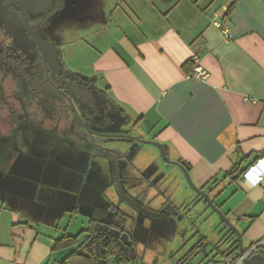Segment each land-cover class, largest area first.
<instances>
[{"label": "crops", "instance_id": "0c3cea01", "mask_svg": "<svg viewBox=\"0 0 264 264\" xmlns=\"http://www.w3.org/2000/svg\"><path fill=\"white\" fill-rule=\"evenodd\" d=\"M102 1V10L87 3L90 22L96 12L101 23L86 28L94 44L87 43L89 62L82 69L101 80L140 135L163 142L172 160L187 162L197 186L242 232L245 248L264 237V179L256 184V174L231 175L264 156V0H121L115 12L120 0ZM195 57L209 72L204 80L192 76ZM70 154L69 166L61 164L62 176H73L56 187L29 177L31 170L23 180L16 173L11 182H1L0 264H63L75 247L54 249L56 240L84 232L83 242L90 227L99 232L110 224L109 202L120 199L117 206L123 208L126 199L112 188L107 159L78 150ZM157 154L147 164L139 154L135 166L122 170L126 193L142 204L152 197L147 191L140 196L144 186L155 189L153 199L162 196L147 173L158 167ZM179 175L169 176V211L161 218L191 223L187 206L193 202L197 208L200 200ZM134 176L145 182H133ZM202 200L206 211L210 206Z\"/></svg>", "mask_w": 264, "mask_h": 264}, {"label": "flooded vegetation", "instance_id": "af4514ba", "mask_svg": "<svg viewBox=\"0 0 264 264\" xmlns=\"http://www.w3.org/2000/svg\"><path fill=\"white\" fill-rule=\"evenodd\" d=\"M89 1L103 9L102 0ZM83 2L80 17L87 28L92 24L87 4L90 2ZM121 2L113 5V12L121 9ZM75 3V0H0V184L11 182L16 173L23 180V143L30 141L36 142L38 150L46 154L51 146L64 145L69 153L78 150L100 155L88 147L95 144L102 152H108L100 155L107 159L108 167L111 163L114 170L118 167L122 187L125 181L122 170L124 166L136 165L140 151L160 155L158 150L144 149L142 145L151 144L137 138L156 139L140 135L135 122L119 114V107L101 80L71 63L68 50L86 39L76 35L74 25L71 26L77 17ZM94 22L101 23L99 13L95 12ZM108 134L120 136L105 137ZM121 141L128 146L120 148ZM136 146H141L140 150ZM130 179L145 182L142 176ZM113 182L117 183L116 178ZM110 209L114 212L110 230L121 232L119 243L131 256L122 235L129 234L126 239H131L135 247L134 239L123 228L122 217L121 229L112 227L116 213L120 216L122 213L113 204ZM90 228L96 235L109 232L106 228L99 232Z\"/></svg>", "mask_w": 264, "mask_h": 264}, {"label": "rangeland", "instance_id": "374dc122", "mask_svg": "<svg viewBox=\"0 0 264 264\" xmlns=\"http://www.w3.org/2000/svg\"><path fill=\"white\" fill-rule=\"evenodd\" d=\"M75 1L74 14H77V17H75V21L72 22L71 26L74 25V33L76 35L85 36L86 39L84 40L81 38L82 41H78L74 47H71L70 49L68 48L69 50H67L70 51L71 63L74 65L80 64L82 65L80 68H82L89 62L88 52H90V48L87 46V43L89 42L94 44V36H91L92 33L89 35L87 34L86 27L83 26L84 22L82 23L83 18L80 17L84 11V0ZM97 25L98 23L92 22L90 28L97 27ZM98 35L99 33L95 34V36ZM116 141L117 140L115 139H111V142ZM142 146H145L144 149H147L148 151L158 150L152 145ZM38 148L39 146L34 141L23 143V175H26L28 170H31L32 172L34 171L33 174L27 175L46 185L55 187L62 181L68 180L71 176H73L70 171H67L65 176L64 174L62 176V165L69 166L68 155L70 156L71 154L67 152L68 147H65L64 145H60L56 148L51 146L48 150L49 152H47L48 154L42 153L38 150ZM156 156L159 159V165L162 169H158L160 168L159 165L157 168L154 165L151 166V173H147L150 174L149 177L153 174L151 180L160 185L162 188V196H158L159 198L156 200L153 199L152 197H154L156 193L155 189L150 185L143 187V191L140 196H143V194L147 191V193L152 197L149 201H147V203H144H146L150 209H157L155 211L164 214V212L169 211L167 201H169V196L172 193V190H164L166 184L170 181L169 176L175 175L176 172H178L180 174V178L182 177L184 182H186V178L179 166L165 162L164 159H162L161 154H157ZM141 157L143 163L150 161L152 158L151 155H148L147 153H144V156L141 154ZM155 172L157 173L155 174ZM156 176L158 178H156ZM108 177L113 185L112 188L116 191V193H119V198H121V190L118 184L113 182L115 179L113 163L110 165ZM73 181L74 179H72V182ZM123 185V188L126 191H129L128 188H125L127 187L126 181H123ZM189 188L190 192H192V194L200 200L197 204L199 205L197 208L192 205L193 202L187 206V209H189V217L192 219L191 223L186 221V219L168 222L160 216L145 214L144 212L139 211L136 206L124 199L123 208H119L117 206L120 203V199L117 198H114L112 202H109L107 206H105V209H108L113 215L114 212L109 209V204L112 203L123 214H121L123 219V228L128 230L134 239L138 264H225L226 258L224 256V251H227L230 243L232 242H222V238L229 228L225 226L219 214L212 208H207L206 211L203 210V208L205 209L206 203L190 186ZM110 191L111 189L107 190L109 195H111ZM102 212L104 211L102 210ZM129 212L132 214H128ZM139 212L140 217L138 219L136 216ZM96 215L98 216V213ZM219 224L221 228H224V232H220ZM171 227L175 230H172ZM75 231L76 229L72 225L70 232L75 233ZM203 237H206V239ZM219 244L221 245V253H219V251L215 248ZM226 251L225 253L227 254ZM233 255H235V253H233Z\"/></svg>", "mask_w": 264, "mask_h": 264}, {"label": "trees", "instance_id": "16d2710c", "mask_svg": "<svg viewBox=\"0 0 264 264\" xmlns=\"http://www.w3.org/2000/svg\"><path fill=\"white\" fill-rule=\"evenodd\" d=\"M232 7L233 6L227 11V15L232 11ZM184 66L192 67V63H187ZM246 169L247 168L242 170L235 169L232 171L231 175H236L237 173L238 175H243ZM199 197L201 196L199 195ZM201 199L203 198L201 197ZM120 217L121 216L116 213L112 227L121 229L119 223L122 218L120 219ZM89 231L91 232L92 229L90 228ZM83 233L84 232L77 235H64L62 238L56 240L54 249L75 247L74 251L63 261V264H138L137 259L129 255L128 251L120 245L119 240L115 238L111 231L99 235L91 232L85 241L80 242ZM222 242H232L227 251L225 250L227 254L224 251V255H232L239 249L236 234L231 229L223 236ZM220 247V244L217 245V249L221 251Z\"/></svg>", "mask_w": 264, "mask_h": 264}, {"label": "water", "instance_id": "95a60500", "mask_svg": "<svg viewBox=\"0 0 264 264\" xmlns=\"http://www.w3.org/2000/svg\"><path fill=\"white\" fill-rule=\"evenodd\" d=\"M119 136L120 135H115V134L105 135V137H119ZM137 140L142 142V143H147V144H151V145L155 146L159 150L162 158L167 163L175 164V165L179 166V168L182 170V172L186 178L188 185L209 204L210 208H212L216 213L219 214V216L221 217L225 226L228 227L229 229H231L236 234V239H237V243L239 246L238 250H239V253H242L245 249L244 243H243L242 232L230 220V218L227 216V214L215 203V201L212 198V196L210 195V193L208 191L204 190L203 188L197 186V184L194 182V180L192 178V174L190 172V167L187 164V162H185L184 160H172L170 158V156L168 155V147L163 142H161L159 140H147V139H140V138H137ZM88 147L92 148L93 152H95L97 154H100V155L108 154V152H102L101 148H99L95 144L88 146ZM114 171H115L114 175L116 178V182H117V184L121 190V194H122V196H124L126 198L127 201H129L131 204L136 206L139 210H141L145 214H149V215H153V216H160V217L165 216L164 214H161V213L143 205L140 201L133 199L129 194H127L121 185V181L119 178V170H118L117 166H115ZM105 226H106V229L111 231L113 233V235L115 236V238L118 239V237L121 235V232L117 229L115 230L114 228L110 230V224H106ZM122 236L124 239V240H122V242L124 241L123 243H125L128 246V248L130 249L131 257L135 258V247L133 246V241L129 238L126 239L129 236V234L126 233V234H123ZM246 264H264V255L263 254H256V255L248 258L246 260Z\"/></svg>", "mask_w": 264, "mask_h": 264}, {"label": "built area", "instance_id": "2783aa9c", "mask_svg": "<svg viewBox=\"0 0 264 264\" xmlns=\"http://www.w3.org/2000/svg\"><path fill=\"white\" fill-rule=\"evenodd\" d=\"M227 36L230 37L229 30H226ZM193 70L192 76L198 79H206L209 76V72L202 66L198 60V57L193 58ZM256 174L255 183L259 184L264 179V156L258 158L252 163L244 172V177H250ZM256 254L264 255V237L254 241L248 247L244 249L242 253L239 250L235 255L226 256L225 264H246V260ZM116 264H129V263H116Z\"/></svg>", "mask_w": 264, "mask_h": 264}]
</instances>
